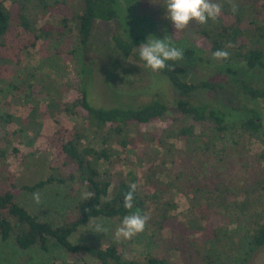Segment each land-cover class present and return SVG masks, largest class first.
<instances>
[{
  "label": "trees",
  "instance_id": "obj_1",
  "mask_svg": "<svg viewBox=\"0 0 264 264\" xmlns=\"http://www.w3.org/2000/svg\"><path fill=\"white\" fill-rule=\"evenodd\" d=\"M217 2L223 5L217 22L209 21L205 25L193 22L183 32L176 33L172 22L162 19L167 15L165 0H138V13L148 16L143 17L146 25L142 26L147 27L141 28L143 31L137 29L141 23L135 18L122 15L119 0L64 1L68 14L42 25H38L39 21L59 6V0H0V48L3 49L7 48L5 36L9 29L18 26L30 33L34 42L55 40V37L62 42L73 39L75 45L70 53L81 56L98 24L118 22L123 32H114L111 38L124 61L132 58L145 67L137 48L149 36L169 40L184 50L182 60L168 61L169 67L158 72L167 80L168 88L178 95L173 105L152 98L136 107L95 106L88 92L92 80L90 63V68L78 73L79 77L87 76L86 85L77 81L79 77L70 79L63 88L61 80L47 76L42 79L40 92L47 98L48 114L62 112L75 124L71 133L62 136L60 133L47 140L48 148L57 156L50 163L48 177L33 185H22L19 194L32 193L50 184L63 185L69 192L67 197H73L75 203L64 220L54 225L40 220L18 202V194L13 192L15 186L5 174L7 146L11 143L7 140L5 147L0 146L2 243L10 241L21 252L37 249L47 253L51 247H59L67 254L86 257L95 264H176L175 253L183 264L194 258L199 259L196 264H212V259L203 252V241L208 235L221 240L220 230L207 229L208 220L216 216L244 222L247 251L237 249V262L245 259L247 253L264 247V151L250 154L249 149L252 139L264 143V85L254 88L241 75L244 71H240L242 68L264 73V0H234L239 5L236 13L231 11L228 0ZM127 4L130 8L129 1ZM154 14L162 18L156 19ZM187 32L194 36L192 44L185 39ZM195 37L201 39L200 43L196 44ZM229 43L234 45L226 49L229 59L214 60L212 53L225 49ZM9 63L0 56V65ZM183 67L199 69L208 77L195 83L185 81L177 73ZM18 73L8 85L29 99L35 74L24 70ZM225 89L238 99L237 104L231 99L228 106L208 98L191 99L197 91ZM70 90H78L76 98L66 97ZM28 102L32 107L26 117L7 111L1 118L4 125L14 124L13 134L21 139L20 143L33 146L41 135L39 119L47 113L38 103ZM162 118H170L166 120L169 124L155 136L154 123ZM176 142L185 147L178 148ZM124 155H134L135 161L122 159ZM128 165L131 168L125 167ZM236 168L242 170L238 178L231 175ZM131 184H136L137 190L133 208L128 210L124 207V196ZM85 190L94 194L91 200L81 199ZM179 197L188 204L182 220L177 213ZM136 211L150 216L145 237L148 234L150 239L160 242L170 235L165 239L168 249L164 254L148 253L141 259H129L115 240L105 246L70 241L78 228L92 219L121 222L125 215ZM173 236L178 239L172 240Z\"/></svg>",
  "mask_w": 264,
  "mask_h": 264
},
{
  "label": "rangeland",
  "instance_id": "obj_2",
  "mask_svg": "<svg viewBox=\"0 0 264 264\" xmlns=\"http://www.w3.org/2000/svg\"><path fill=\"white\" fill-rule=\"evenodd\" d=\"M59 1V6L55 7L50 15H47L43 20L39 21L38 25H42L45 21L57 20V18L68 14L69 10L63 2L76 3L77 0ZM128 1L130 3V8L127 6ZM119 2L122 6V15L132 20L135 18L141 23V25L137 24V29L140 30L143 28L146 30L147 27L142 26V24L146 25L143 21L145 15H142V12L138 13V0H119ZM6 5L10 6L9 4ZM131 15L132 17H130ZM153 17L156 19L162 18L157 14H154ZM166 17L167 15L162 19L165 21L167 20ZM152 22L156 23V20ZM121 29L118 22H114L113 24H98L92 32V39L89 41L86 49L83 50L81 56L70 53L75 45L73 39L62 42L61 40L58 41L55 37V40L46 39L34 42L32 35L18 26H11L5 36L7 39V48H0V56L4 59H8L10 63L7 65H0V146L5 147L7 140L11 142L9 146H7V153L9 156L5 162V174L15 186L13 192L18 194L16 200L25 206L31 214L38 216L40 220L51 222L54 225L60 224L64 220L68 209L75 203L73 197H67L69 192L67 187L63 185L58 186L50 184L32 193L22 192V194H19L22 185H33L48 177L50 163L57 156L54 154L55 151L48 148L47 140L60 133L61 136L71 133L75 124V121L69 119L68 116L62 112H56L54 115L48 114L49 112L46 108L48 102L47 98L40 92V83L45 76L54 81L61 80L62 84L60 86L63 88L65 87L64 84L70 81V79H73V77L77 79L79 77L78 73H80L81 70L90 68L88 66L90 63L92 80L88 92L92 104L95 106L114 107L126 106L128 104L136 107L152 98H158L164 103L168 102V104L173 105L178 98L175 90H170L168 88L167 80L162 74L152 72L150 69L143 67L141 63L135 61V59L131 58L124 61L120 58L111 35L114 32L122 33L123 31ZM128 31H130V29H128ZM185 39L192 44L194 36L187 32L185 34ZM195 40L196 44L201 41L199 37H195ZM31 44H34V46H31ZM52 58L54 59L53 61L51 60ZM22 70H24L25 73L29 71L30 74H35V79L31 81L33 87L29 99L24 97L25 95L22 91H15L8 85L13 77L19 74L18 71L20 72ZM240 71H244L241 75L247 80L248 84L257 89L263 87V72L259 70L248 72L242 68ZM177 73L183 80L194 83L208 77L207 73H202L199 69L192 67H183ZM86 77V75H81L77 81L79 80L80 83L84 81L86 85L88 81ZM1 80L5 81L6 84H3ZM77 92L78 90H70L66 94V97L74 99L78 95ZM231 94L232 93L228 89L218 92L197 91L192 95L191 99L200 101L204 98H208L215 103L227 106L229 105L228 100L231 99L235 105L238 99H235ZM28 101L38 103L44 113H47L45 118H42V120L39 119V121L42 122L41 135L33 146L20 143L19 141H21V139L13 134V130L15 129L14 124L4 125V121L1 118L7 111L15 116L26 117L32 107L31 102ZM169 119L170 118H162L157 120L154 123L157 131L154 132L155 134L151 133L150 135H158L161 129L167 127L169 122L167 123L166 120ZM150 135L148 136L149 138ZM140 140L142 141V139ZM146 143L147 142H144L143 144ZM176 145L178 148L185 147L181 142H176ZM14 148L16 152L13 151ZM145 148L148 151L150 150L149 145ZM34 149H36V151H34ZM249 149L250 154L264 151V143L252 139ZM123 158L129 159L131 162L135 161L134 155H124L122 159ZM125 167L131 168L130 165ZM231 175L234 178H238L242 175V170L236 168V170L231 172ZM33 193L40 194L41 202L39 204L34 202ZM176 202L178 204V218L182 220L183 218L181 215L186 210L188 204L183 197L177 198ZM92 221L94 223H103L104 226L108 228L107 234H97L90 231V228H86L89 223L87 222L78 228L77 232L70 237V241L72 243L90 242L105 246L114 240V231L121 222L105 218H96L92 219ZM207 227L209 232L215 229L220 230V241L210 238L209 235L208 238L203 241V252L212 259V264H234L233 262L238 264H264V247L258 248L252 253H247L246 256H244L245 259H241L238 262L235 259L238 257V248L241 247L243 251H247V248H245V233L243 231L244 222L236 223L233 220L228 221L220 217L212 216L208 220ZM240 227H243L242 230ZM238 230H240V232ZM144 232L133 237L131 240L119 242L121 244L120 249L123 251L122 253L126 258L141 259L148 253L161 255L166 252L168 249V242L165 239H168L170 235L165 234L166 236L164 235L165 238L163 241L159 242L150 239L147 233L145 234L148 236L146 235L145 237ZM196 236H200V234ZM177 239L176 236H173L172 240L175 241ZM231 240L232 242H230ZM175 255V263L183 264L184 261H182L176 253ZM196 260L199 259L194 258L193 261L187 264H196ZM87 262L88 264H95L94 262H89L86 257L83 258V256L80 255L67 254L59 247L53 246L47 253L37 249L21 252L13 246L12 242L2 243L0 241V264H87Z\"/></svg>",
  "mask_w": 264,
  "mask_h": 264
},
{
  "label": "clouds",
  "instance_id": "obj_3",
  "mask_svg": "<svg viewBox=\"0 0 264 264\" xmlns=\"http://www.w3.org/2000/svg\"><path fill=\"white\" fill-rule=\"evenodd\" d=\"M231 11L236 13L239 11V5L234 0H228ZM164 7L167 12V19L174 25L176 33L183 32L189 28L193 22L199 25H205L209 21L215 23L220 18L223 5L217 0H165ZM234 47L231 43L226 45L225 49H218L212 53L214 60H227L230 53L227 48ZM140 60L145 67L152 72H160L168 68V61H179L184 58V50L172 45V42L166 39H157L149 36L145 43L138 48ZM172 70V69H170ZM130 190L124 196V207L128 210L133 208L134 194L137 190L136 184L129 186ZM90 191H82L81 199L88 201L93 197ZM33 200L36 204L41 202L40 194L33 193ZM150 216L148 214H140L139 211L125 215L121 223L116 227L113 238L119 243L121 241L131 240L133 237L144 232ZM86 228L94 233L107 234L108 228L103 223H94L89 221Z\"/></svg>",
  "mask_w": 264,
  "mask_h": 264
}]
</instances>
